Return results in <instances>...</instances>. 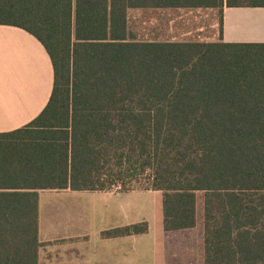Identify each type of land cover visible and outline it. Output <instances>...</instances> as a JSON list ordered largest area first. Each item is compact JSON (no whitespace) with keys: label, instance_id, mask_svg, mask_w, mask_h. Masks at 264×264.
Listing matches in <instances>:
<instances>
[{"label":"trees","instance_id":"trees-1","mask_svg":"<svg viewBox=\"0 0 264 264\" xmlns=\"http://www.w3.org/2000/svg\"><path fill=\"white\" fill-rule=\"evenodd\" d=\"M264 0H0L54 71L45 109L0 133V264H38V191L161 193L203 264H264V44L137 40L129 13ZM148 233L139 223L103 239Z\"/></svg>","mask_w":264,"mask_h":264},{"label":"crops","instance_id":"crops-1","mask_svg":"<svg viewBox=\"0 0 264 264\" xmlns=\"http://www.w3.org/2000/svg\"><path fill=\"white\" fill-rule=\"evenodd\" d=\"M152 11L167 14L154 27L170 35L175 21L169 13L194 10ZM219 22L214 39H196L184 30L180 39L159 42L264 44V7L224 6ZM53 83L52 63L40 42L22 29L0 26V133L37 118L48 104ZM97 207L99 223L87 211ZM139 223L148 224L147 234L101 237L103 231ZM191 230H163L159 192L38 191V264H190L191 249L179 245L181 237H187L183 233Z\"/></svg>","mask_w":264,"mask_h":264},{"label":"rangeland","instance_id":"rangeland-1","mask_svg":"<svg viewBox=\"0 0 264 264\" xmlns=\"http://www.w3.org/2000/svg\"><path fill=\"white\" fill-rule=\"evenodd\" d=\"M170 18L175 21L170 35L167 34L166 29L159 33V29L154 27L155 22L160 18L165 20L167 14L149 11H133L129 13V29L135 35L137 40L142 41H163L166 39L174 38L180 39L184 30L192 31V35L196 39H214L220 29L219 14L217 10L201 9L186 12L169 13ZM182 24V25H181ZM156 25V24H155ZM201 32L200 34H196ZM119 187H114L112 190H118ZM197 208V225L185 234L187 237H181L182 242L179 246L186 244L191 249V263L190 264H203V228H202V208L200 206V194ZM84 208V206H81ZM97 208H87L89 216H92L99 223V214ZM127 221H132L127 218ZM106 223V221H104ZM152 227V226H151ZM179 244V243H178Z\"/></svg>","mask_w":264,"mask_h":264}]
</instances>
